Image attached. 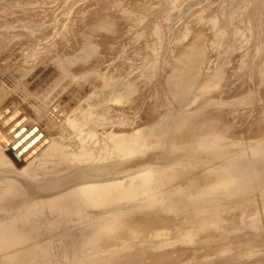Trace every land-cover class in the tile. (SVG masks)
Segmentation results:
<instances>
[{
    "label": "rangeland",
    "instance_id": "374dc122",
    "mask_svg": "<svg viewBox=\"0 0 264 264\" xmlns=\"http://www.w3.org/2000/svg\"><path fill=\"white\" fill-rule=\"evenodd\" d=\"M5 1L0 19L22 15ZM43 1L30 13L50 22L47 40L38 45L44 49L28 59L36 69L33 80L44 73L55 75L38 59H45L54 49H65L64 44L66 50L73 51L81 42L77 37L85 34L91 35L98 57L108 62L103 63L101 75L111 69L131 84L125 101H98L93 97L98 91L104 96L100 83L91 88L90 81L67 83L64 79L52 86L49 102L47 97L32 94L40 122L45 128L51 126L50 140H58L70 150L78 133L70 130L69 119H81L92 107L101 119L95 121L97 128L111 124L115 134H134L144 124L147 134L157 130L152 123L158 111L184 102L183 114L206 110L218 114L223 125L212 138L222 135L225 140L218 145L189 133L177 141L170 134L146 140L140 148L139 141L133 140L130 154L116 155L111 164L101 160L90 166L88 156L77 165L73 160L58 164L44 176L51 189L44 190L47 185L43 183L37 186L38 192L47 191L51 198L63 190L66 184L61 182L76 175H82L80 184L96 178L103 182L108 174L117 186L131 178L128 186L124 185L128 195L115 201L109 214L104 210L98 214L101 218L115 216L117 223H101L95 230L99 238L66 242L64 254L52 256V264H264V0ZM189 54L196 70L192 73L196 90L173 101L166 87L168 79L176 58ZM35 82L27 88L37 89ZM40 83L44 87L45 78L41 77ZM26 92L19 95L20 102L12 99L7 103L8 109L14 107L21 123V115H27L24 110L31 108ZM215 101L217 105H213ZM110 105L112 110L107 109ZM39 135L37 140L42 137ZM95 145L97 151L104 146L101 141ZM115 145L118 150L119 145ZM187 168L193 172L183 181L193 176L196 180L209 170L220 173L222 181L210 189L186 190L175 172L189 171ZM89 171L98 177L86 176ZM78 224L79 230L85 229L81 225L87 226L81 221ZM72 225L60 227L72 230ZM54 237L50 239L54 241L52 252L57 254L60 241Z\"/></svg>",
    "mask_w": 264,
    "mask_h": 264
},
{
    "label": "bare ground",
    "instance_id": "6f19581e",
    "mask_svg": "<svg viewBox=\"0 0 264 264\" xmlns=\"http://www.w3.org/2000/svg\"><path fill=\"white\" fill-rule=\"evenodd\" d=\"M5 2L17 7L22 15L10 20L0 19V74L3 80L0 83V113H2L0 114V264H52V256L64 254L66 242L78 243L75 241H80L83 243L92 237L99 238L95 230L101 226V223L105 224L104 226L117 223L119 219H116L115 216L101 218L98 214L102 210L109 214L115 201L121 196L128 195L125 189H128L126 186L130 183L131 178H125L117 186L112 174H108L105 180H102L103 182L96 178L85 184H80L78 182L82 175H76L69 180L67 178L63 182L60 181L66 185L62 187L63 190L59 194L51 198L47 191L38 192L37 186L41 183L47 185L48 179H44V176L55 170L58 164L66 165L67 161L73 160L77 165L86 156L89 158L87 163L90 166L95 165V161L101 160L111 164L116 155L128 156L130 154V144L133 140L139 141L137 144L140 148L147 144L146 140L156 141L154 137L162 136L168 138L175 135L177 141H181L186 134L190 133L199 138H210L209 143L215 142L221 145L225 142L224 136L220 135L216 139L212 138V135L221 130L220 125L223 124L218 119V114L209 110L200 113L191 111H187L186 114L181 113L184 104H187L184 102L172 105V109L168 111H158L157 117L152 123L157 129L154 132L145 134L143 124L134 134L130 132L115 134L111 124L107 128L96 127L95 121L101 119H99V111L92 107L81 114V119H79L80 117L69 119L70 130L78 133V139L70 145V150L64 143L50 140L53 137L51 126L47 124L48 127L45 128L44 124L40 122L42 119L36 109V103H32L33 95L41 99L47 97L49 102L52 86L64 79L67 80V83H73L76 80L90 81L91 88L100 83L104 88V96L100 95L101 91H98L97 95L93 97L98 101L112 100L114 102L119 99L125 101L129 97L131 84L128 83L127 78L118 77L117 73L112 72L111 69L107 70L108 74L101 75L105 60L98 57L91 35L82 33V37H77L81 42L76 40L78 42L77 45H74L75 49L72 46L73 51L66 50L67 47L64 44L65 49H54L48 53L45 59H38L39 64L41 62V65L51 70L50 72L54 71L55 75L42 72L44 75L33 80L37 75H35L36 69L32 66L33 62H28V59L39 55L40 49H44V45L43 48H39L38 45L47 40L46 30L50 22L38 17L33 18L34 14L32 16L30 13L35 12L45 2L43 0H6ZM2 3H4L3 0H0V8ZM84 19L86 20V17ZM77 20L76 26L80 20H83V17L78 22ZM99 40L101 41V39ZM71 41L70 43L73 44V40ZM98 44L100 45V43ZM191 58L190 54L188 57L178 56L176 58V67L166 86L173 101L187 96L194 89L196 90V79L192 75L196 70ZM41 77L45 78L44 87L42 86L44 83H40ZM35 81H37L38 88L31 91V88H27V86L31 83L35 84ZM215 82L218 81L215 80ZM26 91H29V94L25 95L26 100H29L27 104H30V107L33 108L31 111L36 115H29L28 112H31V108L27 107L28 110H24V114L27 111V115H21L23 122L21 123L18 121L19 118H17L14 107L8 109L7 103L12 99L20 102L19 95H24ZM116 92L119 93L114 96ZM213 105H217V102H213ZM107 109L112 110V106L110 105ZM181 114L183 117L180 118ZM173 127L174 130L171 131ZM39 132L42 137L37 140V137L40 136ZM156 133L159 134L158 137L154 135ZM24 134L25 136H23ZM26 137L28 139L24 141ZM43 139L46 140V143ZM96 141H101V144H104L101 151L96 150ZM115 144L119 145L118 150L115 149ZM85 145L86 148H84ZM26 147L28 148L24 151ZM187 169L189 171L180 169L175 172V177L179 180L182 179V188L186 190L210 189L222 181L220 173L211 170L200 173V177L196 180L193 176L183 181L187 175L193 172V169ZM91 171L86 176L98 177L96 172ZM197 171L199 170L197 169ZM74 182L76 183L73 187H66ZM43 189L49 190L51 186L47 185ZM79 221L87 223V226L81 225L85 229H77L80 226ZM72 223L74 226L72 230L60 227ZM54 235L60 241L57 242L59 244L57 250L60 251L57 254L52 252ZM51 237L52 240H50ZM5 256L11 257L7 259L4 258Z\"/></svg>",
    "mask_w": 264,
    "mask_h": 264
}]
</instances>
